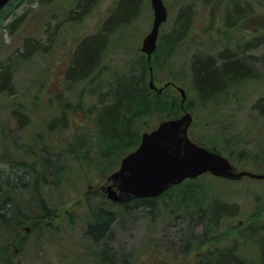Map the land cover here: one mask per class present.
Segmentation results:
<instances>
[{
  "label": "rangeland",
  "instance_id": "rangeland-1",
  "mask_svg": "<svg viewBox=\"0 0 264 264\" xmlns=\"http://www.w3.org/2000/svg\"><path fill=\"white\" fill-rule=\"evenodd\" d=\"M87 3V0H83ZM118 0H92L88 3V15L78 14V0H14L0 12V67L11 65L16 68L13 78L12 93L0 94V150L1 142L7 141V151L2 158L0 153V172L7 179L16 180L6 159L18 158L26 165H31L34 158L24 155L26 149H34L37 134L44 132V124L59 114V109L65 106L66 101L76 107L71 111L69 127L63 132L64 140L77 129L86 138L90 156H95L98 150L96 134L85 121L87 109L91 104L98 103L99 91L106 92L108 87L99 86L100 79L95 83H69L64 75L69 67L74 49L78 41L100 30L103 22L115 9ZM238 0L215 1L207 5L205 0H164L169 9V20L160 29V37L168 35L181 6H191L193 11V33L180 43L165 65L163 72H157L154 80L157 89H162L172 80L169 70L178 71L189 63L193 56L212 55L219 58V54L226 48L230 52L240 51L255 64L256 70L263 73L260 80L247 82L242 85L237 96L224 102L220 116L223 121H229L234 133H240V139L233 143L235 155L258 154L264 158V116L260 115L253 103L264 96V68L262 58L264 46L250 49L244 47L252 37H259L264 33H248L255 28L264 26V0H239L243 5L252 3L255 13L246 23H242L230 35L226 33V13L233 9ZM154 19L151 0H145L143 12L139 19L129 26L118 30L111 41L106 59L104 84L111 80L112 73L120 70L127 72L136 68V60L140 58L144 38L151 31ZM226 36L230 38L226 40ZM27 39L40 41L45 54L35 55L31 61L23 62L21 54L26 52ZM32 41V42H33ZM242 44L240 48H238ZM244 44V45H243ZM261 44V43H260ZM254 59V60H253ZM128 67L121 68L126 62ZM135 66V67H134ZM110 73V75L108 74ZM112 82V80L110 81ZM188 79H176L173 89L180 97L177 87L185 89L187 99L191 101L189 111L195 120L194 135L205 140L207 134L203 126L206 121H212L213 110L204 109L196 100L195 93L188 85ZM95 90L97 94L91 95ZM153 90V89H152ZM155 91V90H153ZM156 92V91H155ZM158 92V91H157ZM80 105L76 106L75 103ZM81 102V103H80ZM21 104L22 110H28L31 117L23 128L13 112L14 107ZM19 108V107H18ZM185 111L182 112V114ZM216 118V120H221ZM163 119L153 115L146 120L147 126L143 132L152 131ZM79 124H83L79 128ZM221 124V122H220ZM141 133V134H142ZM58 136H46L44 144L47 152L42 154L44 160H49L47 174L48 186L44 187V196L54 210L55 216L46 222L32 221L19 229L15 241L12 243L8 234L0 230V264L7 260L10 264H102L96 261V256L103 249L102 243L95 244L85 232L88 226L87 197H106L103 188L108 186L107 176L113 171L103 174L91 160V164H79L66 154L61 155L64 167L60 175L56 170L58 164ZM62 143V140H61ZM7 155V156H6ZM228 157H231L229 154ZM233 157V164L238 171L255 172L257 168L253 161H240ZM38 161L40 163L38 164ZM5 162V163H4ZM14 163H12L13 166ZM43 164V163H42ZM37 168L41 170V160H37ZM46 166V168H47ZM39 170V171H40ZM40 173V172H38ZM264 169L261 170V174ZM58 174V175H57ZM209 184L210 199L219 197L223 202L237 208V216L224 218L207 233L209 240L221 238L212 247H223L233 242L236 232L242 236L248 235L250 226L257 230V226L264 223V179L254 180L244 178L240 181H227L214 178L210 175L200 179ZM231 182V183H230ZM107 205L116 216L113 225V237L105 245L116 255L117 264H193L198 257L197 245L206 239L207 221H194L191 226L185 217L176 218L175 215H166L164 201L158 202L159 208L154 213L149 209H132L126 217L122 208L113 205L107 197ZM168 200V198H167ZM204 223L206 225H204ZM239 230V231H238ZM232 231V232H231ZM235 231V232H234ZM234 232V234H232ZM258 236L263 235L260 231ZM252 234V233H251ZM188 246V247H187ZM194 249L189 252V250ZM207 247H205L206 249ZM210 248V247H209ZM209 250V249H208ZM203 251V250H202ZM205 252V251H204ZM247 256L256 258L258 255L255 244L245 246Z\"/></svg>",
  "mask_w": 264,
  "mask_h": 264
},
{
  "label": "trees",
  "instance_id": "trees-1",
  "mask_svg": "<svg viewBox=\"0 0 264 264\" xmlns=\"http://www.w3.org/2000/svg\"><path fill=\"white\" fill-rule=\"evenodd\" d=\"M215 1L220 0H205L207 5H213L212 3ZM90 2L92 0H87V3L78 0L77 7L82 9V12L78 14L80 19L88 15V3ZM144 2L145 0H118L115 9L107 16L100 30L78 41L72 61L64 75V80L69 83L87 81L95 83L97 79H100L99 86L101 88L109 85L106 87V92L99 91L98 103L91 104L87 109V121L85 122L91 126L96 134L99 145L95 156L89 157L88 154L91 151L87 147L88 141L82 136V132L77 130L78 127L70 137L64 140L63 132L69 127L71 111L76 108L72 106L71 102L66 101L65 106L59 109V114L44 124V132L36 135L33 143L34 149L25 150L24 155H30L36 160L31 165L24 163V168L19 173H13L16 180L7 179L0 172V230L2 233L8 234L9 237L15 236L18 235L20 227L28 225L35 219L39 222H46L48 218L55 216L43 190L44 187L48 186L49 176L47 174L49 160L41 159L42 154L47 152V147L44 144L46 136H58L60 134L58 142L59 160L56 165L59 175L64 167L60 160L63 153L81 165L83 163L90 165L91 160L94 161V164L100 168L103 174L114 171L119 167L122 158L138 147L142 131L150 128L144 124L146 120L153 115H158L163 120L173 119L181 116L184 110L191 111L193 109V107L191 108L193 106L191 101L186 100L185 104H182V97L173 89L174 85L172 84H175L176 79H188V85L195 93L200 106L204 109L213 110L214 113L213 115L209 113L210 116L216 115L212 121H206V125L203 126L207 132L204 135V141L197 138L193 133L194 129L196 130L198 127L194 120L190 128L191 139L211 151L223 154L231 161L236 156L235 149L232 147L233 143L240 139V133H234L230 122L221 119L220 116L225 113L222 111V108L224 109L223 103L232 100V96H237L242 85L247 82L258 81L263 75L261 71L255 69V64L250 63L252 62L250 59L237 51V48L232 53L230 48L226 47L219 54V58L212 55H195L189 63L183 68H179L177 72L172 69L169 70L172 80L168 82V86L161 94L150 88V69L152 68L153 78L156 80L157 72L160 70L163 72L165 65H168L173 57L177 46L193 33L194 16L191 6H181L171 32L159 38L157 51L150 61L145 54H142L134 62L137 67L133 68V71L131 69L127 72L118 70L112 75L108 73L110 77L107 76L106 78H110L112 82L110 80L108 84H104L102 77L105 76L106 59L112 38L118 30L131 25L140 18ZM254 10L252 3L243 5L239 0L236 1L231 12L228 10L226 13V33L230 35L232 30H236L242 23H247L255 13ZM248 33H264V26L261 25L260 28H255ZM229 39L226 36V40ZM32 41L27 39L25 42L26 52L21 54L24 59L23 62L31 61L37 54H45L42 43ZM241 46L242 44L238 48ZM261 46H264V34L259 37H252L244 47L253 49ZM131 62L133 61L126 62L121 68L128 67ZM261 62L264 68V54ZM16 71V68L11 65L0 67V94L12 93L13 78ZM92 91L91 95L95 96L97 92ZM20 105L18 104L19 108L14 107L13 112L20 125L25 128L31 113H28V110H22ZM74 105L80 104L77 102ZM253 106L260 115L264 116V96L258 98ZM216 118L221 120H216ZM80 125L84 126L83 124ZM81 126L79 128H82ZM195 126L197 127L195 128ZM2 141L3 148H1L0 153L3 158L8 145L6 139ZM235 158L238 162L253 161L257 167L256 173H261V170L264 169V158L261 159L258 154L251 155L240 152ZM37 160H41L40 171L37 168ZM6 161L11 167L21 163L18 158H8V156ZM12 163H14L13 166ZM39 163L40 161H38ZM202 178L204 179V176L194 180H186L171 187L158 198L133 199L123 205H113L120 206L124 217H126L134 208H146L154 213V210L159 208L158 202L165 200L163 209L166 215H175L176 218L185 217L189 220L187 222L189 226L194 221L196 225L198 222L207 221L206 224L211 225L206 228L205 235L207 236V233L212 230L213 224L217 225L224 218H233L238 215V212L236 207L228 205L219 197L215 196L210 199V183H202L200 180ZM97 197H87L86 208L89 222L85 236L95 244L102 243L104 245L95 257L97 262L114 264L116 255L104 243L113 237L112 228L116 222V216L109 209L106 197ZM206 224L204 223V225ZM256 226L257 230L263 233L261 237L258 236L260 233L255 232L257 230L250 226L251 231L246 237L242 236V233L236 232L235 238H232L233 242L223 247H212L217 241L220 242L221 238L209 240L207 236L197 245L196 250L199 253L193 264H264V223ZM12 241L15 240L10 242L12 243ZM249 243L257 246L258 255L256 258L247 256L245 253V246ZM7 246L9 245L1 247V251ZM205 247L207 248L205 249ZM193 250L192 248L189 252ZM3 264L10 263L4 260Z\"/></svg>",
  "mask_w": 264,
  "mask_h": 264
},
{
  "label": "water",
  "instance_id": "water-1",
  "mask_svg": "<svg viewBox=\"0 0 264 264\" xmlns=\"http://www.w3.org/2000/svg\"><path fill=\"white\" fill-rule=\"evenodd\" d=\"M10 1L0 0V11ZM151 6L154 21L141 49L148 61L156 51L160 27L169 16L163 0H151ZM150 70V88L161 93L162 89L155 86L152 68ZM178 91L184 104L186 92L181 87ZM192 122V114L185 112L179 118L162 121L153 131L143 133L139 146L127 154L118 170L107 178L112 183L106 188L108 199L123 204L133 199L156 198L185 180L208 173L231 181L244 177L264 179V173L237 171L227 157L193 142L188 134Z\"/></svg>",
  "mask_w": 264,
  "mask_h": 264
},
{
  "label": "bare ground",
  "instance_id": "bare-ground-1",
  "mask_svg": "<svg viewBox=\"0 0 264 264\" xmlns=\"http://www.w3.org/2000/svg\"><path fill=\"white\" fill-rule=\"evenodd\" d=\"M167 84H165V86H163L162 88L164 89V88H166L167 86H166ZM159 93V92H158ZM162 93V92H161ZM161 93H159V94H161ZM5 163V162H4ZM24 163L23 162H21V163H18V164H16L14 167H13V173H19L20 172V170H22V168H24ZM145 199H153V198H145ZM15 237H17V236H10V239H12V240H16L15 239ZM114 264H117L116 262H113ZM110 264H112L111 262H110Z\"/></svg>",
  "mask_w": 264,
  "mask_h": 264
}]
</instances>
